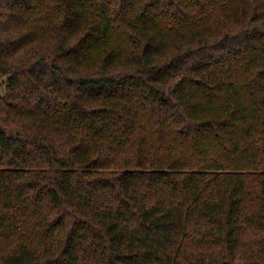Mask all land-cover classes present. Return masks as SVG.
I'll return each instance as SVG.
<instances>
[{
	"label": "trees",
	"instance_id": "trees-1",
	"mask_svg": "<svg viewBox=\"0 0 264 264\" xmlns=\"http://www.w3.org/2000/svg\"><path fill=\"white\" fill-rule=\"evenodd\" d=\"M0 264H264V0H0Z\"/></svg>",
	"mask_w": 264,
	"mask_h": 264
},
{
	"label": "rangeland",
	"instance_id": "rangeland-1",
	"mask_svg": "<svg viewBox=\"0 0 264 264\" xmlns=\"http://www.w3.org/2000/svg\"><path fill=\"white\" fill-rule=\"evenodd\" d=\"M3 79H0V96L4 95L5 93V85L3 83Z\"/></svg>",
	"mask_w": 264,
	"mask_h": 264
}]
</instances>
